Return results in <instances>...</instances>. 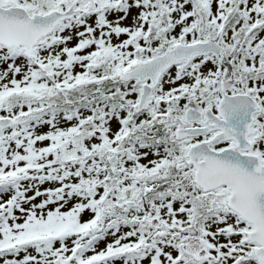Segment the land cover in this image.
<instances>
[{
	"label": "snow or ice",
	"instance_id": "snow-or-ice-1",
	"mask_svg": "<svg viewBox=\"0 0 264 264\" xmlns=\"http://www.w3.org/2000/svg\"><path fill=\"white\" fill-rule=\"evenodd\" d=\"M0 264H264V0H0Z\"/></svg>",
	"mask_w": 264,
	"mask_h": 264
},
{
	"label": "rangeland",
	"instance_id": "rangeland-1",
	"mask_svg": "<svg viewBox=\"0 0 264 264\" xmlns=\"http://www.w3.org/2000/svg\"><path fill=\"white\" fill-rule=\"evenodd\" d=\"M31 194V193H30Z\"/></svg>",
	"mask_w": 264,
	"mask_h": 264
}]
</instances>
